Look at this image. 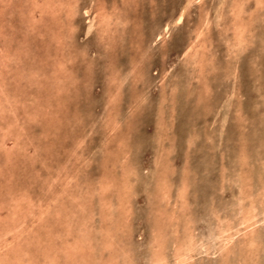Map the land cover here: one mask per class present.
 Returning <instances> with one entry per match:
<instances>
[{
  "label": "rangeland",
  "instance_id": "rangeland-1",
  "mask_svg": "<svg viewBox=\"0 0 264 264\" xmlns=\"http://www.w3.org/2000/svg\"><path fill=\"white\" fill-rule=\"evenodd\" d=\"M258 1L0 0V264H264Z\"/></svg>",
  "mask_w": 264,
  "mask_h": 264
},
{
  "label": "bare ground",
  "instance_id": "bare-ground-1",
  "mask_svg": "<svg viewBox=\"0 0 264 264\" xmlns=\"http://www.w3.org/2000/svg\"><path fill=\"white\" fill-rule=\"evenodd\" d=\"M221 1V0H220ZM258 1V0H257ZM219 2V1H218ZM234 2H236V1H233V3ZM258 2H260V1H258ZM238 3H239V1H238ZM248 3V2H247ZM220 4H222V3H220ZM225 4V3H224ZM240 4V3H239ZM236 6H234V8H235ZM232 8V7H231ZM234 8H233V10H234ZM248 8V7H247ZM231 10V9H230ZM232 11V10H231ZM233 13V12H232ZM234 13H236V12H234ZM235 15H238V14H235ZM181 18V13L179 14V16H178V18L177 19H180ZM236 26H238V25H236ZM235 26V27H236ZM236 31V29H234V32ZM167 32V31H166ZM166 32H164V33H166ZM199 32V31H198ZM201 32V31H200ZM197 33V32H196ZM236 33V32H235ZM236 35V34H235ZM156 36V35H155ZM161 35H159L158 37H160ZM157 37V38H158ZM238 39V38H237ZM188 51V50H187ZM189 52V51H188ZM195 55V54H194ZM195 61V60H194ZM190 63V62H189ZM162 115V114H161ZM160 138V137H159ZM162 139V138H161ZM160 140V139H159ZM240 190V189H239ZM240 192V191H239ZM241 193V192H240ZM247 194V193H246ZM239 195V194H238ZM244 195V194H243ZM252 195V194H251ZM242 196V195H241ZM245 196V195H244ZM248 197H249V194L247 195ZM246 197V196H245ZM244 197H242V199H243ZM237 199V198H236ZM238 199H240V197H238ZM239 202H240V200H238ZM242 201V200H241ZM250 205V204H249ZM254 207H255V205H254ZM246 209H248V208H246ZM250 209H254L253 207L251 208L250 207ZM263 210V209H262ZM219 229V228H218ZM155 236V235H154ZM189 238V237H188ZM220 238H221V236H220ZM190 241V240H189ZM184 260V259H183Z\"/></svg>",
  "mask_w": 264,
  "mask_h": 264
}]
</instances>
